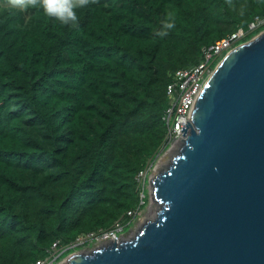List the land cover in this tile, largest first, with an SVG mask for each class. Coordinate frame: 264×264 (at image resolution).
Wrapping results in <instances>:
<instances>
[{"label": "trees", "instance_id": "obj_1", "mask_svg": "<svg viewBox=\"0 0 264 264\" xmlns=\"http://www.w3.org/2000/svg\"><path fill=\"white\" fill-rule=\"evenodd\" d=\"M233 5L98 0L77 29L0 8V264H36L57 241L131 222L136 176L165 145L171 75L264 21V0ZM168 13L176 27L161 39Z\"/></svg>", "mask_w": 264, "mask_h": 264}, {"label": "water", "instance_id": "obj_2", "mask_svg": "<svg viewBox=\"0 0 264 264\" xmlns=\"http://www.w3.org/2000/svg\"><path fill=\"white\" fill-rule=\"evenodd\" d=\"M191 119L150 181L157 219L68 264H264V31L223 58Z\"/></svg>", "mask_w": 264, "mask_h": 264}, {"label": "built area", "instance_id": "obj_3", "mask_svg": "<svg viewBox=\"0 0 264 264\" xmlns=\"http://www.w3.org/2000/svg\"><path fill=\"white\" fill-rule=\"evenodd\" d=\"M260 21L252 23L249 30L243 28L217 40L215 43L206 45L202 48V62L190 69H179L172 76V82L169 84L166 95L169 101V108L164 116L168 130L165 139V145L171 144L172 148L179 142H182L190 134L192 125V113L195 108L197 99L208 80L214 72V68L219 64L220 58L236 48L250 31H253V26ZM187 130V133H185ZM181 143L178 144V146ZM164 145V147H165ZM153 162H148L145 169H142L136 176L137 189L141 198L139 209L137 211L128 212L130 223L123 224L118 221L110 229H100L95 232L80 235L68 247L61 246L60 241L53 244L46 259L39 260L36 264H56L58 260L70 250H76L78 247L94 245L97 248L106 246L110 242L117 239V235L122 233L125 228L132 223V219L140 213L142 206L145 205L144 198L146 190L151 186L148 183L149 173L153 170Z\"/></svg>", "mask_w": 264, "mask_h": 264}, {"label": "rangeland", "instance_id": "obj_4", "mask_svg": "<svg viewBox=\"0 0 264 264\" xmlns=\"http://www.w3.org/2000/svg\"><path fill=\"white\" fill-rule=\"evenodd\" d=\"M5 7H9L7 0H0V8ZM263 22L264 21H258L252 29L256 30L260 25L263 24ZM257 35H255L252 39H255ZM223 58L224 56L220 58L219 63L223 60ZM179 149L180 148L178 147V145L172 148L171 144L165 145V147L161 149V151L153 161L154 171H151L149 173L148 183H150V181L154 179L159 173L167 171L172 161H174V159L179 156ZM154 199L155 198L152 194V187H150L148 191L146 190V197L144 198V201L146 203L144 206H142L140 213L137 214L134 219H132V224H129L122 233L117 235V239H115L114 242H110L111 244L115 242H117V244H120L122 242H129L133 240L146 223L157 219L158 211L161 210V203L156 200L154 201ZM110 243H108L107 245H109ZM96 249L97 247H95L94 245L78 247L77 250H70V252L68 251V253L63 255L56 264H67L68 258L73 253L89 254L91 251Z\"/></svg>", "mask_w": 264, "mask_h": 264}, {"label": "clouds", "instance_id": "obj_5", "mask_svg": "<svg viewBox=\"0 0 264 264\" xmlns=\"http://www.w3.org/2000/svg\"><path fill=\"white\" fill-rule=\"evenodd\" d=\"M7 2L9 6L19 11L40 9L44 15L50 19L58 21L62 26L68 27L70 29H77L79 27L78 12L87 8L91 4L98 3V0H7ZM226 3L230 7L234 6L233 0H226ZM175 27V20L172 15L168 13L162 22L161 29L154 30L153 34L163 39L167 37L170 31ZM242 42L239 45L243 44Z\"/></svg>", "mask_w": 264, "mask_h": 264}, {"label": "bare ground", "instance_id": "obj_6", "mask_svg": "<svg viewBox=\"0 0 264 264\" xmlns=\"http://www.w3.org/2000/svg\"><path fill=\"white\" fill-rule=\"evenodd\" d=\"M181 143H183V142H181ZM178 145V144H177ZM177 145H175L174 147H176ZM155 201V200H154ZM134 240H136V239H133V240H131V241H134ZM120 242V241H119ZM130 242V241H129ZM122 243H127V242H122ZM122 243H120V244H122ZM111 244V243H110ZM115 244H117V242H115ZM68 264V263H67Z\"/></svg>", "mask_w": 264, "mask_h": 264}]
</instances>
